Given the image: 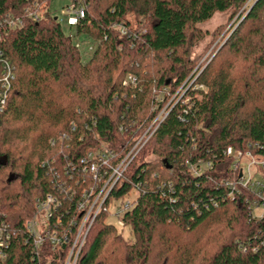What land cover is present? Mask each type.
I'll return each mask as SVG.
<instances>
[{
    "label": "trees",
    "instance_id": "obj_1",
    "mask_svg": "<svg viewBox=\"0 0 264 264\" xmlns=\"http://www.w3.org/2000/svg\"><path fill=\"white\" fill-rule=\"evenodd\" d=\"M35 1L41 8L30 16ZM248 1L73 0L85 14L67 34L51 0H0V19L23 20L0 27V51L16 67L0 110V228L9 234L0 264H63L65 246L36 255L26 227L36 201L56 198L50 226L60 220V231L74 233L85 213L80 203L106 178L84 171L87 153L111 150L116 166L165 107L76 264H264V218L251 216V191L229 196L225 181L236 174L224 156L228 147L264 155V0L242 11L219 53L186 81L196 68L188 50L203 35L199 25L217 12L236 15ZM74 37L95 44L90 57ZM129 74L136 80L125 85ZM200 161L212 166L195 174ZM134 189L120 218L131 234L124 238L107 222L109 203Z\"/></svg>",
    "mask_w": 264,
    "mask_h": 264
},
{
    "label": "built area",
    "instance_id": "obj_2",
    "mask_svg": "<svg viewBox=\"0 0 264 264\" xmlns=\"http://www.w3.org/2000/svg\"><path fill=\"white\" fill-rule=\"evenodd\" d=\"M38 6V2H34L32 6L27 7V14L32 16L33 11L32 8ZM69 11H72V16H70V25H73L76 23V21L79 18L84 17V8L83 7H69ZM35 17H37V14ZM23 25V20L21 18L14 17L12 14H5L4 17L0 19V27L4 30V32L15 29L16 27H20ZM1 33V30H0ZM16 79V67L15 65L7 58L2 51H0V110H2L5 105L7 104L9 92L12 88L13 82ZM136 78L133 75H130L127 77V79L124 81V84H128L131 82H135ZM167 114V113H166ZM166 116V115H165ZM163 116L162 119L165 117ZM158 120V119H157ZM154 121L151 126L146 130V132L142 135V137L139 139V141L135 144V146L144 139L146 140V137H151L154 133L156 127L159 125V121ZM161 120V119H160ZM162 121V120H161ZM148 139V138H147ZM242 150H236L233 147H228L225 152L224 156L228 158H234V164L233 169L236 171L237 168V159L241 156ZM110 156H113L110 153ZM130 156V155H129ZM127 157V159L129 158ZM263 157V160L261 162V165L264 168V155H261ZM82 163L85 164L84 171L89 172L97 181H101L104 177L105 181L98 191V193L94 196V198L91 200L88 198L86 201H82L80 203L81 209H83L84 216L82 218V221L80 224H76V229L74 233L71 229H68V231H60V228L62 227L61 221L59 220L58 223L55 226H50V219L53 216L54 210L58 207V200L52 196H48L45 199H38L37 200V210L39 213L44 214L46 224L43 225V228H39L38 224L40 222L38 220L34 219L32 222H28L27 229L34 238V243L36 247V255L40 256L41 249L44 246L52 247L53 249L59 248L62 249L63 246L66 247L65 256L63 258V264H76L77 259L79 257V254L81 252L82 246L85 242V238L87 235V232L91 226L92 222V213L95 207L97 206V203L99 202V199L103 194H105L103 197V200L105 201L108 197L107 195L110 194L112 188L115 186V184L119 180V176L121 174L118 173L120 170V165L113 167L109 164L107 154L106 152L103 153H93L89 151L87 153V158L82 160ZM129 165V164H128ZM212 165L210 162H199L196 165H194L193 170L195 174H199L210 168ZM101 167L104 168L101 171ZM111 169V172L109 173L108 169ZM125 170V169H124ZM225 185L229 188L230 193L229 196L234 198V196L241 192V188H249L248 190H251L254 194L257 195V199H254L250 202V212L251 216L254 219H262L261 217H256L252 214V207L256 205L257 207H263L264 211V178H261L260 180H254L251 176H242L237 181L233 182L230 180L225 181ZM92 191V189H91ZM96 197V198H95ZM102 200V202H103ZM133 203H131L129 200L125 201L123 204V208L119 207L116 210L117 215H122L128 208L132 206ZM102 205V203H101ZM100 205V206H101ZM100 209V208H99ZM99 209L97 211H99ZM96 216V215H95ZM121 217V216H120ZM71 224H74L72 221ZM60 227V228H58ZM0 246H5L6 239L8 238V235L6 237H3V232H6L5 227L0 228ZM7 234V233H6ZM5 256L4 254L1 256Z\"/></svg>",
    "mask_w": 264,
    "mask_h": 264
},
{
    "label": "rangeland",
    "instance_id": "obj_3",
    "mask_svg": "<svg viewBox=\"0 0 264 264\" xmlns=\"http://www.w3.org/2000/svg\"><path fill=\"white\" fill-rule=\"evenodd\" d=\"M252 1H255V0H249L246 3V5L242 8L241 12L237 13L236 15L233 14V12H231V11H226V12H222V13L217 12V13H215V15L210 20L203 22L199 25V28L202 30L203 35L198 40H196L190 46V49L188 50L190 52L191 59L195 62L196 68L191 73L189 78L186 79V81L190 80V77L194 73H196V72L200 73L206 67V65L209 64L213 60V58L219 53L220 49L226 43L227 39L230 37L232 32L238 27L240 21H242V19H240V20L238 19L239 16L241 15L242 11L244 9H246L247 7L249 9L252 5ZM73 3H74L73 0H51L49 7H48V9L52 13V15L56 16L59 19V21L62 23V25H63L62 28L64 29V31L67 34H74V29L70 25L71 24L70 23V16H72L73 14H72V11L68 10V8L71 6L74 8L81 7L80 5L76 6L75 3L73 5ZM38 5H39V3H38ZM40 8H41V6H40ZM39 11H41V10H39ZM129 19L133 23V28L138 29V24H136V22H135L136 19L134 18L133 14H129ZM73 39L75 42L80 44L81 52H83V53L86 52L87 57H90L92 55L95 44L84 43L83 37H74ZM245 64H247V63H244V61H241L239 68H241L243 66L246 69H248V66H247L248 64L247 65H245ZM130 75H132V74H129L127 77H129ZM178 90L180 91L181 88ZM166 113H167V110L165 107L158 114V116L155 118L154 121H156L158 119L157 121H159V123H160V121L164 119V118L162 119V117L165 116ZM149 138L150 137L147 136L146 140L143 139L141 141V143L138 144V146L137 145L135 146V144L139 141V139H138L136 141V143L133 144L130 151L127 152L126 156L116 165V166H118V165L122 164L119 166L120 170L118 171V173L121 174L119 176V180L123 176L125 170L127 169L128 164H130V162L134 159V157L138 154V152L146 144V141H148ZM105 151L108 154L112 153L111 150H105ZM98 152L102 153L100 151H98ZM128 156H129V158L127 159ZM149 158H153V157L150 156ZM231 160L234 164V158L231 157ZM262 160H263V157L261 156V154L256 153L254 150L242 151L241 156L237 159V164H236L237 168L235 171L236 176L234 177V179H232L230 181L235 182L238 179H240L242 176H247V175L254 178V180L255 179L260 180L261 178H264V168L261 165ZM108 162L111 165L110 160H108ZM116 166H114V167H116ZM242 189L248 190L249 188H241V190ZM249 191H251V190H249ZM136 194H138V190L134 189L131 192V194L127 195L125 198L121 199V197H120V199H113V200L111 199V201L109 200L110 203H109V209L108 210H110V216L108 217L107 222L115 225L118 228L119 232H121L123 234L124 238L131 237V234H130L129 229L124 224H122L123 221L120 219L121 215L120 216L117 215L116 210L119 207L123 208L124 207L123 204L125 201L129 200L131 203H133L134 199L137 196ZM104 195L105 194H103V196ZM103 196L100 197L99 202L97 203V206L93 210L91 226L93 225V222H94L96 216L98 215V213L104 208V204L107 201L108 197L104 201L103 198L105 199V197H103ZM254 199H257L256 194H254V198L252 200L254 201ZM102 200H103V202H102ZM101 203H102V205H101ZM36 205H37V201L35 203V212H34L33 216L31 218H29V220L26 222V226H27L28 222H32V220L34 219V221L38 220L40 222V224H38L39 225L38 227L43 228L42 226L46 224V222H44L45 217L43 216L44 214L41 215V213L38 212ZM98 209H99V211H97ZM263 213H264L263 207L262 208L257 207L256 205H254L252 207V214L254 216L261 217V216H263ZM91 226H90V228H91ZM90 228H89V230H90ZM89 230H88V232H89ZM88 232H87V235H88ZM87 235H86V238H87ZM86 238H85V241H86ZM84 244H85V242H84Z\"/></svg>",
    "mask_w": 264,
    "mask_h": 264
},
{
    "label": "water",
    "instance_id": "obj_4",
    "mask_svg": "<svg viewBox=\"0 0 264 264\" xmlns=\"http://www.w3.org/2000/svg\"><path fill=\"white\" fill-rule=\"evenodd\" d=\"M256 1H257V0H256ZM256 1H255V2H256ZM255 2H254V3H255ZM251 7H252V6H251ZM12 179H13L12 177L9 178V180H12Z\"/></svg>",
    "mask_w": 264,
    "mask_h": 264
}]
</instances>
